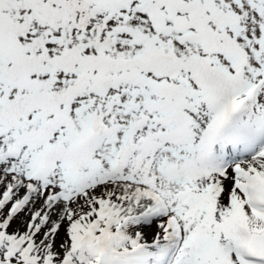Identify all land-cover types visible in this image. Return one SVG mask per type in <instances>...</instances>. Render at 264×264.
<instances>
[{"label": "snow or ice", "instance_id": "snow-or-ice-1", "mask_svg": "<svg viewBox=\"0 0 264 264\" xmlns=\"http://www.w3.org/2000/svg\"><path fill=\"white\" fill-rule=\"evenodd\" d=\"M0 264H264V0H0Z\"/></svg>", "mask_w": 264, "mask_h": 264}]
</instances>
